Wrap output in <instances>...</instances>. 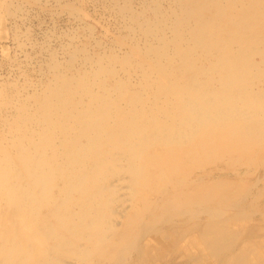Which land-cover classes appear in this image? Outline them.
Instances as JSON below:
<instances>
[{
  "label": "rangeland",
  "instance_id": "1",
  "mask_svg": "<svg viewBox=\"0 0 264 264\" xmlns=\"http://www.w3.org/2000/svg\"><path fill=\"white\" fill-rule=\"evenodd\" d=\"M232 67L242 70L233 83ZM58 92L63 110L77 98L99 124L92 152L61 165L74 187L63 192L68 177H57L39 212L10 207L0 190V264L7 253L6 264H113L157 197L177 198L163 211L173 220L119 264H264V0H0V158L43 134L57 168L62 133L71 142L80 129L55 104L42 108ZM125 135L128 155L112 144ZM186 203L193 214L174 212Z\"/></svg>",
  "mask_w": 264,
  "mask_h": 264
},
{
  "label": "bare ground",
  "instance_id": "2",
  "mask_svg": "<svg viewBox=\"0 0 264 264\" xmlns=\"http://www.w3.org/2000/svg\"><path fill=\"white\" fill-rule=\"evenodd\" d=\"M202 1V0H201ZM205 2V1H204ZM191 6V5H190ZM193 7V6H192ZM194 8V7H193ZM198 9V8H197ZM213 11V9H212ZM216 11V9H215ZM214 11V12H215ZM196 15V13H194ZM134 15V14H133ZM192 16V15H191ZM189 19V18H188ZM208 19V18H207ZM199 27V26H198ZM204 37V36H203ZM207 38V37H206ZM199 47V46H198ZM223 55V53H222ZM224 55H226V52H224ZM157 56V55H156ZM170 56V55H169ZM221 57V56H220ZM156 58V57H155ZM225 59V58H224ZM170 60V59H169ZM193 60V59H192ZM215 60V59H214ZM157 61V60H156ZM154 62V61H153ZM156 63V62H155ZM158 63V62H157ZM159 64V63H158ZM157 64V65H158ZM219 64V63H218ZM160 65V64H159ZM169 65V64H168ZM152 66V65H151ZM161 66V65H160ZM203 67V66H202ZM164 68V67H162ZM172 68V67H171ZM195 68V67H194ZM99 73V72H98ZM212 74V73H210ZM230 78H229V82L233 83L236 82L235 80L237 78H234L239 76L240 74H242V70L240 67H232L229 69V72H228ZM200 75V74H199ZM216 76V75H215ZM199 77V76H198ZM218 77V76H217ZM84 78V77H83ZM63 79V78H62ZM60 81V80H59ZM65 81V80H64ZM96 81V80H95ZM87 83V82H86ZM78 84V83H76ZM89 84V83H88ZM220 84V83H219ZM57 85V84H56ZM59 85V84H58ZM93 85V84H92ZM91 85V86H92ZM83 86V85H81ZM90 86V85H89ZM71 87V84H66V82H63V86H62V89L61 91H64V89L66 91L70 90ZM73 87V86H72ZM88 87V86H87ZM104 87V86H102ZM77 88V86H76ZM79 88V87H78ZM77 88V89H78ZM186 88H189V86H186ZM191 88V87H190ZM59 89V88H57ZM82 89V87L80 88ZM89 89V88H88ZM105 89V88H104ZM193 89V88H192ZM74 90V89H73ZM85 90V89H83ZM77 91V90H76ZM94 91V90H93ZM120 91V90H119ZM73 92V91H72ZM71 92V93H72ZM78 92V91H77ZM68 94V93H67ZM75 94V93H74ZM201 94V93H200ZM82 95V94H81ZM80 95V96H81ZM97 95V94H96ZM60 92L56 93V94H51L50 97L46 98V102H43L42 104V108H49V110L53 111L54 110V104L56 105V111H61V112H64L66 114H70V118L72 119V117L74 118L75 121H77V125L78 126L77 128L79 129L77 131L76 129V133H75V137H74V140L71 141V142H68L65 138V135L62 133V136L64 138H60V140L63 142L61 147H59V150L60 152L57 153V158H56V162L58 164V166H60V168L55 165L57 168L54 169V167H52V165L54 166V158L56 157V154L54 152V146L51 145L50 143H48V141L44 138L43 134L40 135V144H32L31 146L29 145L28 147L25 146V148H23V145L22 147H18V146H15L14 147V151H12V149L8 147L9 150H11L12 152H9L6 154V152H4V155L3 157L0 158L1 162L2 160H4V163L0 164V190L2 191V194L5 196L6 200H8V202H10V207L14 208V205L15 207L17 208H21L23 207L25 210L31 212L33 211V209L36 211V212H39L38 209L41 208V206H43V204H45V201H47V199L45 198L46 196H48L49 192H52L54 191L55 189V186H58L59 184L58 183V178L60 179L61 177H66L68 175V173L70 171H68L66 168H62L61 165L63 166L64 164L67 165V166H70V163L72 164L73 163H79V164H82L84 163L85 161H87V157L91 154L92 152V146H91V143H90V134L88 133V131L92 130V131H95L99 128V124H94L93 120L91 119H88V120H84L88 115H89V112L87 111H79V99L75 98L73 99V106L71 107L70 104L67 105V107L65 106L64 110H63V106H64V99L62 97H60ZM80 96H78L80 98ZM94 96V95H93ZM101 96V95H99ZM76 97V96H74ZM102 97V96H101ZM100 97V98H101ZM73 98V97H72ZM211 97H209L210 99ZM59 99H61L62 101H60ZM84 99V98H83ZM89 99V98H88ZM99 99V98H98ZM102 99V98H101ZM206 99H208V97H206ZM87 100V99H86ZM93 100V99H92ZM97 100V99H96ZM90 101V100H89ZM100 101V100H98ZM85 102V101H84ZM104 102V100H103ZM71 103V102H70ZM102 103V102H101ZM84 104V103H83ZM92 104V103H91ZM95 104V103H94ZM103 104V103H102ZM101 104V106H102ZM107 104V102H106ZM85 105V104H84ZM183 106H185V108L187 109H190L191 108V103H190V100H186L183 102L182 104ZM83 106V105H82ZM90 106V105H89ZM93 106V105H92ZM91 106V107H92ZM98 106V105H97ZM108 106V105H107ZM75 108V113H71V109H74ZM78 107V109H77ZM90 107V108H91ZM110 107V106H109ZM62 108V110H61ZM70 108V109H69ZM105 108V107H104ZM93 109V107H92ZM96 109V108H95ZM99 109V108H98ZM97 109V110H98ZM94 110V109H93ZM78 111V112H77ZM105 111V110H104ZM108 111V110H107ZM95 112V111H94ZM101 112V111H100ZM23 113V112H22ZM57 114V112H55ZM92 113V112H91ZM99 113V112H98ZM111 113V112H110ZM115 113V112H113ZM43 114V113H42ZM100 114V113H99ZM106 114V113H105ZM117 114V113H116ZM115 114V115H116ZM35 115V113H34ZM60 115V114H59ZM72 115V116H71ZM91 115V114H90ZM102 115V114H101ZM118 115V114H117ZM44 116V115H43ZM52 116V115H51ZM91 116H94L93 113ZM97 116V115H95ZM100 116V115H98ZM104 116V115H103ZM45 122H44V127H43V132L44 134L47 133V136H48V132H51V130L53 129L54 127V121L53 119H50L48 118V116L46 117V114H45ZM49 117H50V114H49ZM69 117V116H68ZM102 117V116H101ZM107 117V116H106ZM66 118V117H65ZM64 118V119H65ZM92 118V117H91ZM96 118V117H94ZM93 118V119H94ZM108 118V117H107ZM110 118V117H109ZM114 118V117H113ZM48 119V120H47ZM67 120L69 118H66ZM65 119V121H67ZM28 120V118H27ZM39 120V119H38ZM47 120V121H46ZM62 120V119H61ZM59 121V119L57 120ZM71 121V120H70ZM74 121V122H75ZM89 122V123H86ZM97 121V119H96ZM64 122V121H63ZM92 122V123H91ZM107 122V121H106ZM109 122V121H108ZM26 123V122H25ZM58 123V122H57ZM66 123V122H65ZM71 123V122H69ZM68 123V124H69ZM72 124V123H71ZM115 124V123H114ZM152 124V127L156 130L162 126L161 124H158V123H151ZM40 125V124H39ZM58 125V124H56ZM117 125V124H116ZM234 125V124H233ZM63 126V124L61 125ZM107 126V125H106ZM67 127V126H66ZM55 128V127H54ZM125 128V127H124ZM72 130V129H71ZM27 131V130H26ZM68 131H70L68 129ZM75 131V130H74ZM36 132V131H35ZM54 132V131H53ZM66 131H64L65 133ZM87 132V133H86ZM91 132V131H90ZM38 132H36L37 134ZM70 133V132H69ZM99 133V132H98ZM51 134V133H50ZM68 134V132H67ZM71 134V133H70ZM32 135V133H31ZM52 135V134H51ZM59 135V134H58ZM122 135V134H121ZM46 136V135H45ZM46 136V137H47ZM83 136V137H82ZM85 136H89L88 137V140L85 144H83L80 140V138H85ZM60 137V136H59ZM68 137V136H67ZM127 137L128 135H125L123 136L122 138H120V136H115L113 137L112 139V144L113 145H120L121 148H124V149H127L125 150V152H127V155L129 154V151H130V141H126L127 140ZM22 138V137H21ZM25 138V137H24ZM29 138V136H28ZM35 138V137H34ZM23 139V138H22ZM27 140V139H26ZM29 140V139H28ZM35 140V139H34ZM39 140V139H38ZM94 140V139H93ZM20 141V140H19ZM23 141V140H22ZM37 141V140H36ZM51 141V140H50ZM92 141V140H91ZM216 141V140H215ZM3 142V141H2ZM39 142V141H38ZM54 142V141H53ZM106 142V141H105ZM262 142V141H261ZM31 143V142H30ZM66 143V145H65ZM25 144V143H24ZM50 144V145H49ZM216 144V143H214ZM2 145V144H1ZM17 145H20V144H17ZM47 145H49V149L51 150V156L53 157H50L46 154L45 152V148H47ZM5 146V145H4ZM57 146V145H56ZM3 147V146H2ZM58 148V147H57ZM2 149V148H1ZM5 149V147H4ZM3 149V150H4ZM129 149V150H128ZM7 150V149H6ZM79 150V153L80 154H77L79 155L78 159L77 158H74V156L76 155H73L74 152H77ZM8 152V151H7ZM212 152V151H211ZM95 153V152H94ZM3 154V153H2ZM123 154V153H122ZM126 154V153H125ZM123 154V155H125ZM1 155V153H0ZM73 155V156H72ZM87 155V156H86ZM127 155L124 159L127 160V164H131L132 163V160L128 159L127 158ZM76 157V156H75ZM117 157V156H116ZM121 157V156H120ZM119 157V158H120ZM12 158V159H11ZM118 158V157H117ZM123 158V157H122ZM90 159V158H89ZM121 159V158H120ZM10 160H13V163L10 164ZM177 161V160H176ZM126 163V162H125ZM52 164V165H51ZM98 164V163H97ZM64 165V166H65ZM77 166V165H76ZM74 167V165H73ZM72 167V168H73ZM79 168V167H78ZM56 169H60L59 171H57ZM75 169V168H74ZM73 169V170H74ZM92 170H93V166H92ZM57 171V172H56ZM96 171H97V168H96ZM72 172V170H71ZM92 172V171H91ZM85 173V172H83ZM87 173V172H86ZM110 173V172H109ZM78 174V173H77ZM81 175V174H80ZM75 176V175H74ZM77 176V175H76ZM91 176V175H90ZM58 177V178H57ZM68 178H65L64 182L65 184H62L61 187H62V190L63 192H66L67 190L71 189L74 187V181L71 180V178L69 176H67ZM80 177V176H79ZM85 177V175H84ZM88 174H87V178H88ZM77 178V177H76ZM83 178V177H82ZM84 179V178H83ZM83 179L82 182H83ZM86 179V178H85ZM27 180V181H26ZM62 180V179H61ZM75 180V179H74ZM78 180V179H77ZM76 180V182H77ZM80 180V179H79ZM80 180V181H81ZM28 181H30V185L27 186L25 185V183H27ZM75 182V183H76ZM174 182V181H173ZM67 183V184H66ZM78 184V183H77ZM83 184V183H82ZM76 185V184H75ZM79 185V184H78ZM59 187V186H58ZM81 187V186H80ZM95 189H98L97 187H94ZM163 188V187H162ZM165 188V187H164ZM76 189V188H75ZM59 190V189H58ZM84 190V189H82ZM87 190V189H86ZM91 190V189H90ZM162 190V189H161ZM160 190V191H161ZM57 190H55L56 192ZM77 191V190H76ZM97 191V190H96ZM59 192V191H58ZM71 191H68L66 193H69L70 194ZM78 192V191H77ZM86 192V191H85ZM162 192V191H161ZM81 193V192H80ZM107 194V193H106ZM53 195V194H52ZM68 195V194H67ZM74 195H77L74 194ZM107 195H110V193H108ZM82 196V195H81ZM3 197V196H2ZM45 198V199H44ZM68 198H70L68 196ZM95 198V197H94ZM162 199L159 201L160 197H157L153 203L147 205L148 210L144 209V213L141 215V213L139 212L140 214V218L136 217V220H132V224L129 226V230L126 232V237L124 238V241L122 242H117L118 243V247H117V255H116V258H114V262L113 264H119L122 260H125L127 258L128 255H130V253L134 250L139 251L137 248L138 247V243L142 240V238L147 235L149 232H151L152 230L155 231L156 230V227L159 226V224H165V223H170L171 219L173 216H171V218H167L166 217V213L164 214L163 211L165 212L168 208H169V205H174L176 206L178 203L176 201V199L174 198L170 203L168 201L165 200L164 197H161ZM51 199V198H50ZM53 199V198H52ZM67 199V198H66ZM65 199V200H66ZM77 199V197H76ZM85 199V198H84ZM91 200L90 197H88L86 200L88 201ZM5 200V201H6ZM61 200V199H60ZM109 200V199H108ZM72 201V200H71ZM107 201V200H106ZM7 202V203H8ZM63 202V201H62ZM61 202V204H62ZM76 202V201H74ZM79 202V201H77ZM83 202V201H82ZM86 202V201H85ZM95 202V201H94ZM185 202V201H184ZM49 203V202H48ZM64 203V202H63ZM90 203V201H89ZM101 203V202H100ZM183 203V202H182ZM18 204V205H17ZM81 204V203H80ZM83 204V203H82ZM88 204V203H87ZM158 204V205H157ZM231 204H233L231 202ZM230 204V205H231ZM80 206V205H79ZM87 206V205H85ZM84 207V206H83ZM98 207V206H97ZM104 207V206H103ZM48 208V207H47ZM89 208V207H88ZM192 208H195V207H192ZM191 207L188 206V204H181L180 207L178 208H175L174 209V212L178 213V214H185V213H188V214H193V211L192 212V209ZM221 208V207H220ZM240 208V207H239ZM238 208V211L240 210ZM245 208V207H244ZM42 209V208H41ZM46 209V208H45ZM61 209V208H60ZM63 209V208H62ZM80 209V208H79ZM83 209V208H82ZM81 209V210H82ZM188 209V210H187ZM12 210V209H11ZM16 210V209H15ZM74 210V209H73ZM76 210V209H75ZM219 210V209H218ZM227 210V209H226ZM230 210V209H229ZM228 210V211H229ZM41 211V210H40ZM48 211V210H47ZM90 211V210H89ZM205 211V210H203ZM237 212V214L241 213V212ZM45 212V211H44ZM63 212V211H62ZM70 212V211H69ZM201 212V211H200ZM207 212V211H206ZM235 211L232 212L233 213H236ZM59 213V212H58ZM68 213V212H66ZM90 213V212H89ZM102 213V212H101ZM147 213H149V216L151 215V217H146ZM199 213V212H198ZM202 213V212H201ZM205 213V212H204ZM213 213V212H212ZM216 213V211L214 212ZM213 213V214H214ZM64 214V213H63ZM62 214V215H63ZM75 214V213H74ZM163 214V215H162ZM197 214V213H196ZM5 215V213H4ZM46 215V213H45ZM48 215V214H47ZM61 215V214H60ZM66 215V214H64ZM138 215V214H137ZM178 215V216H180ZM57 216V215H56ZM212 216V215H211ZM43 217V216H42ZM177 217V216H176ZM214 217V216H213ZM4 218V216H3ZM41 218V217H40ZM45 218V217H44ZM53 218V217H52ZM60 218V217H59ZM92 218V217H91ZM95 218V217H94ZM51 219V218H50ZM70 219V218H68ZM134 219V218H133ZM61 220V218H60ZM64 220V219H63ZM173 220V219H172ZM65 221V220H64ZM89 222V220H88ZM72 223V222H71ZM77 223V222H76ZM79 223V222H78ZM41 224V223H40ZM57 224V223H56ZM85 224V223H84ZM91 224V223H90ZM50 225V224H49ZM48 225V226H49ZM1 226V225H0ZM54 226V225H53ZM82 226V225H81ZM42 227V226H41ZM75 227V226H74ZM78 227V226H77ZM135 228V229H134ZM2 229V228H1ZM22 228H20L21 230ZM74 229V228H73ZM19 230V232H20ZM25 230V229H24ZM43 230V229H42ZM78 230V229H77ZM50 232H52L50 229H49ZM72 231V230H71ZM183 232V231H182ZM28 233V232H27ZM26 233V235L28 236V234ZM52 237L54 235H52L51 233H49ZM85 234V233H84ZM3 235V234H2ZM22 235V234H21ZM58 235V234H57ZM94 235V234H93ZM31 236V235H30ZM71 234H70V238H71ZM73 239H74V236H72ZM182 237V236H181ZM48 238V237H47ZM93 238V237H92ZM26 240V239H25ZM56 240V239H55ZM72 242V241H71ZM3 244V243H2ZM69 244V243H68ZM74 244V243H73ZM71 244V245H73ZM80 244V243H79ZM4 245V244H3ZM142 246V245H141ZM11 247V246H10ZM73 248V247H71ZM75 248V247H74ZM142 248V247H141ZM11 251V250H10ZM58 251V250H57ZM73 251V249H72ZM75 252V251H74ZM142 252V251H141ZM2 253V252H1ZM9 253H7V256H8ZM48 254V253H47ZM136 255V254H135ZM140 255V254H139ZM2 256V254L0 255V257ZM4 256V255H3ZM7 256H4V258H6ZM50 256V255H49ZM216 256V255H215ZM52 257V256H51ZM59 257V256H57ZM3 258V260L1 262L3 263H7L5 261V259ZM51 259V258H50ZM57 259V258H56ZM130 259V258H129ZM134 259V258H133ZM140 259V258H139ZM147 259V258H146ZM1 260V258H0ZM249 260V259H248ZM128 261V260H127ZM137 261V260H136ZM142 261V260H141ZM140 261V262H141ZM145 261V260H144ZM55 262V260L53 261ZM60 262V261H59ZM148 262V260H147ZM57 263V262H56ZM122 263V262H121ZM145 263V262H144ZM224 263V262H223ZM9 264V263H8ZM136 264V263H135ZM147 264V263H146Z\"/></svg>",
  "mask_w": 264,
  "mask_h": 264
}]
</instances>
